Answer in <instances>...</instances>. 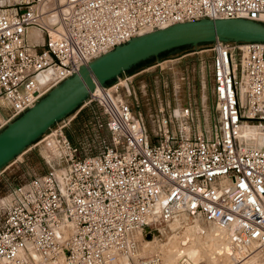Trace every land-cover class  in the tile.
Masks as SVG:
<instances>
[{"label":"built area","instance_id":"2783aa9c","mask_svg":"<svg viewBox=\"0 0 264 264\" xmlns=\"http://www.w3.org/2000/svg\"><path fill=\"white\" fill-rule=\"evenodd\" d=\"M234 16L264 23V0H0V128L134 35ZM208 44L209 117L188 103L150 136L114 82L85 100L104 110L99 150L72 141L64 118L54 123L52 165L1 199L0 264H163L140 254L139 233L177 214L222 226L230 245L264 248V143L243 131L264 132V41Z\"/></svg>","mask_w":264,"mask_h":264},{"label":"rangeland","instance_id":"374dc122","mask_svg":"<svg viewBox=\"0 0 264 264\" xmlns=\"http://www.w3.org/2000/svg\"><path fill=\"white\" fill-rule=\"evenodd\" d=\"M208 47V43H201L164 51L136 64L131 70L122 72L107 84L119 83V92L130 102L134 112L141 114L150 136L163 129L164 117L177 114L176 109L180 110L188 103L192 106L194 118L209 117L211 99L208 66L211 51ZM104 117V110L99 102L84 101L64 117L65 133L72 141L79 143L82 149L95 152L108 143L109 133L101 126ZM182 120L183 118L173 117V121L168 120L167 125L178 131ZM54 129L55 124L29 144L20 156L16 155L0 169V202L16 184L24 183L52 165L54 155L46 145V138ZM243 131L254 136L256 143H264V132L253 126H244ZM216 229L215 224L195 221L184 214H177L166 223L149 222L141 229L139 237L145 254L154 251L161 254L170 241H176L185 248L186 245L189 247L194 242L195 235L200 236L197 245L199 243L206 252ZM148 242L155 248L151 244L147 247ZM161 244L164 246H160ZM243 252L246 254L242 259H231L225 255L220 256L224 262L220 258L221 261L211 260L212 263L209 252L206 253V259L202 257L194 264H264V248L244 249Z\"/></svg>","mask_w":264,"mask_h":264},{"label":"water","instance_id":"95a60500","mask_svg":"<svg viewBox=\"0 0 264 264\" xmlns=\"http://www.w3.org/2000/svg\"><path fill=\"white\" fill-rule=\"evenodd\" d=\"M214 40L264 41V23L242 16L201 17L173 22L116 44L82 64L77 72L52 86L32 106L0 128V169L51 125L80 106L96 83L107 84L136 63L161 52Z\"/></svg>","mask_w":264,"mask_h":264},{"label":"bare ground","instance_id":"6f19581e","mask_svg":"<svg viewBox=\"0 0 264 264\" xmlns=\"http://www.w3.org/2000/svg\"><path fill=\"white\" fill-rule=\"evenodd\" d=\"M263 18H264V16H263ZM96 86H100V84L96 83ZM216 226H217V229L214 230V232H216L215 233V236L213 235V237L211 238V241L209 242L210 246L208 248L206 247L207 248L206 249V252L203 249V247L199 246V243L197 245L198 237H200L199 235H195L194 242L189 247H187V245H186V248H185V246L183 247L181 244H179L176 241H172V242L170 241V243H168L167 245H165V247L161 251L162 252L161 253L162 255L160 254L162 256L163 264H166V263L167 264H177V260L180 259L181 257H185L186 258L185 261H186L187 264L188 263L194 264V263H196V261L198 259H200V258L202 259V257H203V259L204 258L206 259V253H209V252L211 253L209 259H210V261L212 260L213 262L220 260V258H221L220 256H225V255L226 256H229L231 259H238V260L239 259H242L241 257L242 256H245V254H246V253L243 252L245 248L244 249L241 248L242 246H240L239 241H234L232 243V245H230L228 243L229 242V237H228V233L226 232V230L222 226H218V225H216ZM189 236H191V235H189ZM210 236H212L211 233H210ZM149 242L147 243V247H149L150 246L149 244H151ZM152 242H154V240H152ZM151 245L153 246V244H151ZM162 245L163 244H161L160 246H162ZM158 247H159V245H158ZM213 248H214V251L212 252V249ZM150 250H151V248H150ZM154 250H156V249H154ZM159 250H161V249H159ZM140 254H145V252L143 251L142 248L140 249ZM221 259H222V262H224V259L223 258H221ZM212 261H211V263H212ZM122 264H128V262H125V263H122Z\"/></svg>","mask_w":264,"mask_h":264},{"label":"trees","instance_id":"16d2710c","mask_svg":"<svg viewBox=\"0 0 264 264\" xmlns=\"http://www.w3.org/2000/svg\"><path fill=\"white\" fill-rule=\"evenodd\" d=\"M201 43H208V42H201ZM201 43H198V44H201ZM185 46H190V44H186V45H182V46H179V47H185ZM177 48V47H176ZM174 49V48H173ZM161 53H163V52H161ZM161 53H159V54H161ZM158 54V55H159ZM152 57H154V56H151V57H149V58H147V59H145V60H148V59H150V58H152ZM145 60H142V61H145ZM142 61H140V62H142ZM140 62H138V63H140ZM138 63H136V64H138ZM135 64V65H136ZM135 65H133L131 68H130V70L135 66Z\"/></svg>","mask_w":264,"mask_h":264}]
</instances>
